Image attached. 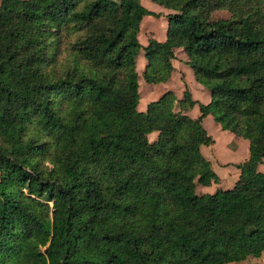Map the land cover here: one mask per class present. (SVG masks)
Listing matches in <instances>:
<instances>
[{
    "label": "trees",
    "instance_id": "obj_1",
    "mask_svg": "<svg viewBox=\"0 0 264 264\" xmlns=\"http://www.w3.org/2000/svg\"><path fill=\"white\" fill-rule=\"evenodd\" d=\"M0 0V264H226L264 250V0ZM210 92L137 109L136 58L166 82L175 49ZM195 104L199 116L186 113ZM248 140L230 188L202 125ZM156 133L151 140L149 136Z\"/></svg>",
    "mask_w": 264,
    "mask_h": 264
},
{
    "label": "rangeland",
    "instance_id": "obj_2",
    "mask_svg": "<svg viewBox=\"0 0 264 264\" xmlns=\"http://www.w3.org/2000/svg\"><path fill=\"white\" fill-rule=\"evenodd\" d=\"M141 3L144 7H146L147 9L155 12V13H159L160 16H162V19L160 21V16L157 17L159 18V21L157 19V21L152 20V22L149 24L150 29L152 31L149 30H141L139 32L138 35V39L139 42L142 44V46H145L148 42V40L150 38H155L158 39V36L160 35V33L163 32L164 36H165V32H166V13H170L173 12L172 10H164L165 8H163L162 6L151 2L150 0H141ZM153 18H155L154 16H151ZM156 19V18H155ZM182 53L181 50H178L176 52L177 55V59L179 58V61H183V59L185 56L180 55ZM184 63V62H183ZM181 64L180 66H182L184 68V64ZM146 64V59L143 55V50H140V52L137 55L136 58V67H137V73H138V83H139V103H138V110L139 111H144L146 108V105L153 100H157L165 91L164 89H161L160 86L157 85H153V84H149L147 83L143 77H142V71L145 67ZM188 67V70L190 72V74H187V80L190 81H194V83L198 86L201 84L198 83L195 80L194 74L192 69ZM182 71V70H181ZM181 76L179 78H176V81L170 82V87L174 89L175 92H179L180 89L179 87L182 86V81L184 80V73L181 72L180 74ZM184 82V81H183ZM186 83H184L185 85ZM189 85H191L190 87L193 89H195L197 91V95L202 101H205V97L208 96L209 98V94L206 95L204 94L205 92H203L204 95L201 94L200 90H198V87H193V84L189 83ZM179 86V87H178ZM203 88V86H201ZM201 89V88H200ZM203 91V90H202ZM211 116V117H209ZM208 117H206V119L203 120L202 125L204 126V128L206 129L207 133L209 135L212 136L214 143L213 145H209V146H203L202 148V153L203 155L212 163V167L214 169V171H216L218 173V175L223 178V183L224 181H227L226 184L224 185H220L221 188L224 187L225 189L227 187L232 186V182L234 180V178L236 177L235 173L234 174H229V172H234L235 169V164L234 162H240V158L243 156L242 152L245 149V145H247V140L243 139V138H238L236 136H234L231 132L227 131V130H223L221 129L220 125L214 121L212 115H209ZM156 133H152L149 138L151 140H153L155 138ZM245 154H247V149L245 150ZM245 156V155H244ZM221 163H225L223 166H221ZM229 165L228 167H225ZM203 187L202 185L197 184L195 187V193L199 194L202 191Z\"/></svg>",
    "mask_w": 264,
    "mask_h": 264
},
{
    "label": "crops",
    "instance_id": "obj_3",
    "mask_svg": "<svg viewBox=\"0 0 264 264\" xmlns=\"http://www.w3.org/2000/svg\"><path fill=\"white\" fill-rule=\"evenodd\" d=\"M152 2V1H151ZM164 8V7H163ZM164 10H166V8L164 9ZM164 14H167L166 12L164 13ZM156 18V19H155ZM155 18H153V17H151V15H146V16H144L143 17V19H142V22H141V24H140V31L141 30H149V31H152L151 29H150V26H149V24L152 22V20H155V21H157V19H158V21H159V18H157V17H155ZM161 19H162V16H160V21H161ZM166 25H167V21H166ZM165 38H166V32H165V36H164V34H163V32L162 33H160V35L158 36V39L157 40H159V41H164L165 40ZM178 50H181L182 51V49L181 48H176L175 49V59L173 60V67H174V69H173V71H172V73H171V76H170V78L166 81V82H163V83H159V84H153V85H157V86H160V88L161 89H164V91H167V90H171V91H173L174 92V94L176 95V97L177 98H181L182 97V94H183V91H184V88H185V86H187L188 87V89L190 90V92H191V95H192V98L194 99V100H196V101H198V102H200V103H204V104H206V103H208L209 101H210V92L207 90V89H205L204 87L202 88L200 85H196L195 83H194V81L192 82V81H190V78H189V80H187V74H190V72H189V70H188V65L186 64V61H187V56H186V54L182 51V53L180 54L181 56H182V59H183V56H185L184 58H186V59H183V61L181 62V61H179V58L177 59V55H176V52L178 51ZM184 62V63H183ZM184 64V68L182 67V66H180L181 64ZM182 70V71H181ZM181 72H183L184 73V82L182 81V86H183V88L180 86H178L179 87V89H180V91L179 92H175L174 91V89L173 88H171L170 87V82L171 81H173V82H175L176 81V78H179L181 75ZM184 83H186L185 85H184ZM189 83L191 84H193V87H198V90H200V92H201V94L202 95H204V94H206V95H208L209 94V98H208V96L207 97H205L204 99H205V101H202L200 98H197V97H199L196 93H197V91L193 88H191L192 86L191 85H189ZM191 86V87H190ZM201 88V89H200ZM203 90V91H202ZM203 92H205L204 94H203ZM138 109V108H137ZM146 109V108H145ZM186 113L188 114V115H190L192 118H197L198 116H199V114H200V112H199V108H198V105L197 104H195L189 111H186ZM209 116V115H208ZM208 116H206V117H208ZM206 117L205 118H203V120L204 119H206ZM209 117H211V116H209ZM203 120H202V123H203ZM247 142H248V140H247ZM248 144L249 143H247V145H245V149H244V151L242 152V157L240 158L241 160H240V162H234V164H238V163H241V162H243V161H245L247 158H248V156H249V152H248ZM213 145V144H212ZM202 148H203V146L201 147V150H202ZM247 149V154H245V150ZM245 155V156H244ZM225 164V163H224ZM223 163H221V166H223L224 165ZM211 165H212V163H211ZM225 167H228L229 168V165H227V166H225ZM213 168V167H212ZM259 169L261 170V171H263L264 172V161H263V164H261L260 166H259ZM214 170V169H213ZM216 172V171H215ZM217 173V172H216ZM235 173V175H236V177L234 178V180H233V184H234V182L237 180V178H238V175H239V170L235 167V169H234V172H229V174H234ZM217 175H218V173H217ZM219 176V175H218ZM223 178H221L220 176H219V181H218V183H211L209 186H202L203 187V189H202V191L203 192H201V193H213V192H215L217 189H225L224 187H222L221 188V186L220 185H225L226 184V182L227 181H224V183H223V180H222ZM232 184V185H233ZM231 187V186H230ZM230 187H227V188H230ZM201 193H199V194H201ZM226 264H264V250H263V252H262V254H261V256L259 257V258H248V259H246V260H244V261H240V262H232V263H226Z\"/></svg>",
    "mask_w": 264,
    "mask_h": 264
}]
</instances>
